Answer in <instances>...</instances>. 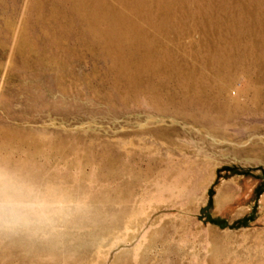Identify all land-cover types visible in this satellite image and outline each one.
<instances>
[{
	"label": "rangeland",
	"instance_id": "374dc122",
	"mask_svg": "<svg viewBox=\"0 0 264 264\" xmlns=\"http://www.w3.org/2000/svg\"><path fill=\"white\" fill-rule=\"evenodd\" d=\"M103 1L185 62L129 77L108 8L0 0V264H264V0Z\"/></svg>",
	"mask_w": 264,
	"mask_h": 264
},
{
	"label": "bare ground",
	"instance_id": "6f19581e",
	"mask_svg": "<svg viewBox=\"0 0 264 264\" xmlns=\"http://www.w3.org/2000/svg\"><path fill=\"white\" fill-rule=\"evenodd\" d=\"M77 1L81 4V0ZM173 1L175 2V6L171 4ZM88 3V16L90 15V18L92 19L98 17V14L100 16L102 15L100 13V9H109L106 13V19L109 20L110 35L113 36V33L118 31L119 36L118 34L117 36L119 40L124 42L123 46L125 47L123 50L116 49V55L123 60L121 67L129 77L134 76L138 73V71H151V68L155 66L156 62L158 65L164 66L166 61L169 62V59L173 62L171 68H174L175 72H179L181 70L185 61L178 56L174 57L172 49H170L168 45L157 43L156 41L154 42L152 40L155 37L154 33L146 32L145 34H141L139 31L131 29L134 25H128L125 20L119 23L115 22L113 19H117L116 13L112 12L111 4L108 5L103 0H88ZM185 3H187V0H132L131 7L139 12L137 16H140L141 18L142 16L143 18L151 17L152 20L156 22L157 26H166L169 29L176 27L178 24L181 25L179 18H176L177 13L173 10V8L185 5ZM180 28H182V25L179 28L174 29L179 30ZM116 55L115 57H117ZM175 63L177 64L173 65ZM124 65L127 66L129 69L128 71L124 68ZM16 189L17 188L14 187L12 182L0 175V197L20 199V191L18 192Z\"/></svg>",
	"mask_w": 264,
	"mask_h": 264
}]
</instances>
